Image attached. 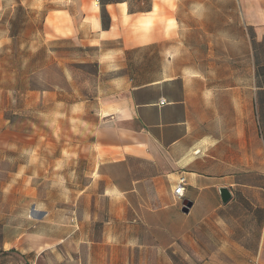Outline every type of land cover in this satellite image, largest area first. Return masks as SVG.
<instances>
[{
    "label": "crops",
    "instance_id": "obj_1",
    "mask_svg": "<svg viewBox=\"0 0 264 264\" xmlns=\"http://www.w3.org/2000/svg\"><path fill=\"white\" fill-rule=\"evenodd\" d=\"M234 2L243 28L201 33L183 27L186 0L46 10L41 49L73 47L79 66L44 56L29 72L36 87L0 86V228L11 260L264 264V67L243 39L250 31L264 44V0ZM230 61L251 73L230 75Z\"/></svg>",
    "mask_w": 264,
    "mask_h": 264
},
{
    "label": "rangeland",
    "instance_id": "obj_2",
    "mask_svg": "<svg viewBox=\"0 0 264 264\" xmlns=\"http://www.w3.org/2000/svg\"><path fill=\"white\" fill-rule=\"evenodd\" d=\"M139 1L143 2V6H146L149 0ZM234 1L235 0H220V3L217 4L216 0H186V4H184V8H182L184 14L180 17V20L183 22V27L186 29L193 28V30L200 33L202 29H209L213 32L218 29H226L229 31L235 28H243V24L239 20L240 10ZM60 2L61 0H10V2L6 4L3 11L5 17L0 19V86H5L7 89L20 90L21 92L36 87L35 84L40 83V81L35 79L36 76L32 77L29 72L32 69L44 65V56L49 57L53 55L55 57L60 56V54L66 55L67 59L64 61L65 64H61L65 67L69 65V67L74 70L77 69L79 64L77 63L75 48L63 46L52 49V54H50L40 47L42 46L41 24L43 16L45 12H47L46 10L59 6ZM135 4L137 5V3H134V6H136ZM219 14H225V19L222 18L224 17L223 15ZM232 34L233 33L227 32V40L230 41L234 38ZM219 39L218 37H210L207 39L212 41V52L216 54L217 51H219V47L215 42ZM243 39L248 52L250 46L255 50L254 53L258 56V61L261 68H263L264 44L257 45L250 31H248V33L243 32ZM201 41H203L202 38L196 39L198 44L201 43ZM228 49L230 53V46ZM60 50L62 52L59 53ZM204 51L205 49H203L201 45V47L197 48L196 53L202 55ZM203 63L204 61L202 60V64ZM60 67L61 65L54 64V69L57 73L60 72ZM201 68H203V65ZM236 68V63H231L230 61V75H247L249 71L251 73L252 65L249 63V71L246 66L242 65L238 67V71ZM214 70L215 74L218 70L220 71L219 66L218 68L214 67ZM78 76L79 74L76 73L75 81L72 83V88L75 90H77L80 82ZM59 77H61V73L60 76L59 74L58 76L53 75L51 80L57 82L60 80ZM85 94L86 92L78 90L76 95L72 94V96L73 99L77 100V98L83 97ZM20 104H22V102ZM14 162L15 161L12 160L11 164L15 165L16 162ZM63 177L66 178V176ZM181 177L186 181L183 176H179L178 179ZM61 183L63 184L65 181H61ZM183 199L184 197L178 200L182 201ZM31 210L29 214H31ZM74 225L73 222H70V224L68 222V224L64 226L70 227ZM5 239V234L2 228H0V264H25L20 258L10 259V257L13 256L12 251H4L2 248V243Z\"/></svg>",
    "mask_w": 264,
    "mask_h": 264
},
{
    "label": "water",
    "instance_id": "obj_3",
    "mask_svg": "<svg viewBox=\"0 0 264 264\" xmlns=\"http://www.w3.org/2000/svg\"><path fill=\"white\" fill-rule=\"evenodd\" d=\"M218 193L220 195V199H221L223 204L227 203L230 200V198H231V196L229 195V192H228V190L226 188L219 189ZM190 206H191V203H189L187 201L184 202L183 203V208L184 209L182 210V212L188 213L187 209H189Z\"/></svg>",
    "mask_w": 264,
    "mask_h": 264
},
{
    "label": "built area",
    "instance_id": "obj_4",
    "mask_svg": "<svg viewBox=\"0 0 264 264\" xmlns=\"http://www.w3.org/2000/svg\"><path fill=\"white\" fill-rule=\"evenodd\" d=\"M161 103H164L163 101ZM186 181L181 177L178 179V183L176 184L174 191H173V197H176L177 199H182L184 196Z\"/></svg>",
    "mask_w": 264,
    "mask_h": 264
}]
</instances>
